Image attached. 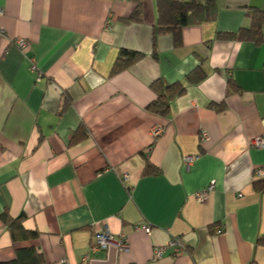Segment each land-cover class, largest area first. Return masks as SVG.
<instances>
[{
  "label": "crops",
  "instance_id": "crops-1",
  "mask_svg": "<svg viewBox=\"0 0 264 264\" xmlns=\"http://www.w3.org/2000/svg\"><path fill=\"white\" fill-rule=\"evenodd\" d=\"M143 1L129 23L132 0H0V261L35 247L45 264H264V147L252 144L264 138V42L218 36L249 27L264 0H219L181 46L161 35L157 59V0ZM122 49L143 56L114 73ZM201 63L206 79L171 116L147 110L154 80L185 81ZM146 153L159 174L144 172ZM4 212L39 236L14 242ZM104 227L129 250L93 249Z\"/></svg>",
  "mask_w": 264,
  "mask_h": 264
},
{
  "label": "trees",
  "instance_id": "trees-1",
  "mask_svg": "<svg viewBox=\"0 0 264 264\" xmlns=\"http://www.w3.org/2000/svg\"><path fill=\"white\" fill-rule=\"evenodd\" d=\"M134 1L133 13L125 19L126 22H141L143 20V0ZM158 18L153 28L154 57L158 58L157 41L161 35H171L175 46H181L182 30L187 26L200 25L216 20L219 13V0H157ZM251 25L243 27L238 32L218 33L219 37L234 40L251 41L256 44L264 42V10L252 8L248 11ZM142 53L122 49L114 66V73L133 64L142 57ZM208 73L205 64L201 63L195 70L189 73L185 81L169 83L163 78H158L151 83L156 99L147 105V110L153 114L164 117L171 116L173 101L187 92L188 85L199 84L204 81ZM233 89L238 86L230 81ZM216 107V106H215ZM224 106H219L222 110ZM218 110V111H219ZM154 145V144H153ZM152 145V146H153ZM152 146L150 149H152ZM147 160L144 172L147 175H157L160 169L155 166L144 154ZM255 186L264 191V181H256ZM1 220L11 233L12 240L18 242L39 236L38 231L29 230L24 226V215L13 217L8 212L1 214ZM258 243L264 245V234L259 236ZM0 264H45V259L35 247L16 249V258L11 261H0Z\"/></svg>",
  "mask_w": 264,
  "mask_h": 264
},
{
  "label": "built area",
  "instance_id": "built-area-1",
  "mask_svg": "<svg viewBox=\"0 0 264 264\" xmlns=\"http://www.w3.org/2000/svg\"><path fill=\"white\" fill-rule=\"evenodd\" d=\"M17 44L21 48H23L27 45V41L25 39L19 38L17 40ZM162 133H163V127H156L153 130L154 137H156V138L159 137ZM252 144L255 145L256 147H259V148L264 147V138H261V137L256 138L253 140ZM185 161L187 164H190L193 161V157L188 156L185 159ZM214 186H215V183L212 182L206 191H201V192L197 193L196 194L197 199L200 202L207 201L209 199V196H210L209 194L213 190ZM144 227L146 230H148V231L150 230L149 226L144 225ZM95 240H96V243L93 246V249H95V250L96 249H107L111 245H116L118 248L125 250V251L129 250V244L127 241V237L123 234H119V235L114 234L112 231L109 230L108 227H104V229L103 228L97 229L95 231ZM169 244L171 246L175 247L176 250H180V248L182 247L181 238L180 237H174L169 241ZM156 253L158 256H162V249L161 248L156 249Z\"/></svg>",
  "mask_w": 264,
  "mask_h": 264
}]
</instances>
